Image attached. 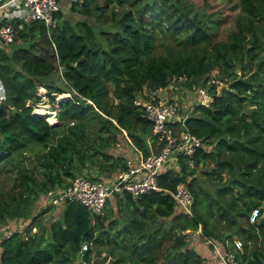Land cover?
<instances>
[{"label": "trees", "instance_id": "16d2710c", "mask_svg": "<svg viewBox=\"0 0 264 264\" xmlns=\"http://www.w3.org/2000/svg\"><path fill=\"white\" fill-rule=\"evenodd\" d=\"M228 1L76 0L70 6L82 18L65 17L63 6L50 27L4 19L16 34L0 41V168L15 166V155L30 148L40 165L18 167V188L0 200V264H75L76 255L90 260L93 247L80 250L85 241L110 255L95 264H205L182 233L199 224L201 236L216 238L224 249L232 248L233 236L242 239L238 264H264V218L249 219L264 201V0ZM210 75L222 80L219 93ZM180 79L190 88L208 84L214 93L186 119L210 144L195 153V165L180 156L179 170L159 175L161 190L140 198L113 194L114 203L108 198L93 216L76 200L48 202L49 189L76 175L105 178L124 166L127 144L143 155L155 150L152 124L136 99ZM37 83L56 104L54 122L50 111L26 103L39 97ZM62 92L69 95L57 100L54 94ZM210 158L217 179L202 188L197 166ZM180 180L193 193L192 215L175 209L171 191ZM38 202L42 209L31 214ZM54 207L60 216L47 235L46 225L33 229Z\"/></svg>", "mask_w": 264, "mask_h": 264}, {"label": "built area", "instance_id": "2783aa9c", "mask_svg": "<svg viewBox=\"0 0 264 264\" xmlns=\"http://www.w3.org/2000/svg\"><path fill=\"white\" fill-rule=\"evenodd\" d=\"M76 1V0H71ZM62 9L60 0H0V41L5 43L14 40L16 30L13 24L4 22V19H20V21L38 20L50 27L54 24L56 13ZM23 22H21L22 25ZM219 93L223 82L219 77H213ZM174 86V81L169 86ZM182 90L187 95L181 101L178 96H164L165 88L156 87L153 90L144 91L150 98L138 96L137 104L142 105L143 114L152 124V133L156 136L155 150L146 155L140 149L131 146V154L126 158V165L119 167L114 176L105 178H92L86 175H76L66 185H56L47 192L50 204L61 205L67 201L76 200L85 205L90 214L102 213L107 199L116 192H127L135 198H140L151 189L161 190L158 177L166 169L179 170L181 167L180 156L185 157L188 165H195V153L202 148H209L210 144L203 136L191 131L186 125L188 115L194 109L195 104H210L214 98L210 85H193L192 88L183 84ZM175 88H177L175 84ZM59 94V95H58ZM57 100L61 95L58 93ZM158 96V98H157ZM157 98V99H155ZM155 99V100H154ZM46 112V111H45ZM56 120V111L53 110ZM48 118V117H47ZM50 121L49 122H54ZM169 158L180 161L175 164L168 163ZM176 206L180 211L192 215L193 193L185 180H180L174 190L171 191ZM261 214L259 206L253 207L250 212V221H254ZM202 228L199 225L194 229H182L187 240L197 239ZM205 242L211 248L212 256H207L205 264H238L236 249L242 245L240 238L233 239V248L224 249L221 242L214 237H205ZM89 242L82 243L81 251L86 250ZM83 264H94L92 258L83 260Z\"/></svg>", "mask_w": 264, "mask_h": 264}, {"label": "rangeland", "instance_id": "374dc122", "mask_svg": "<svg viewBox=\"0 0 264 264\" xmlns=\"http://www.w3.org/2000/svg\"><path fill=\"white\" fill-rule=\"evenodd\" d=\"M60 1L62 2V0H60ZM78 1L80 2L81 0H78ZM210 1H212L214 3H220L221 6H223L226 3H228V4L231 3V1H228V0H210ZM66 4L67 5L63 8L64 9L63 15L65 17L70 18L72 20H76V19L82 18V16L78 12V9H72L71 8V6H70L71 0H67V3ZM104 20H108V18H105ZM231 20H232V13H229V14H227L226 22L224 23L225 27H229L231 25ZM20 22H27V21H20ZM220 34L221 35H224L225 34L224 33V29H222L220 31ZM240 70H241L240 67H238L236 69V72L239 73ZM216 76L210 75V78H209L208 82L211 81V79L213 77H216ZM109 84H110V88H111L112 87V83H109ZM175 84H176L177 88H175ZM183 86H184L183 85V80H181V79L180 80H177V82L174 83V86L173 85L172 86L171 85L169 86V84H168L167 86L164 87L165 88V91H164V94L165 95L164 96L169 97L171 95H175V96H178L179 98L185 97L187 95L186 94L187 91L186 90H182V87ZM35 90H36L35 93L36 94H39V97H35L34 95L29 96V97L26 98V103H32V104H34L35 105L34 111H37V112L42 113V114H45V111H50L51 117H54L53 110L55 109L54 107H55L56 104L54 102H52V101L49 100V97L46 94V87H44L40 83H37ZM0 92H2L1 85H0ZM65 93L67 94L68 92H65ZM60 94H62V93H60ZM54 95L56 96L57 94L55 93ZM48 117H50V116H48ZM120 144H122V143L120 142ZM119 147L120 146H116L115 147L116 152L120 150ZM36 156L37 155H36V150L35 149H33V148L26 149V150H24V152H23L22 155H19V154L15 155V158L13 160V161H15V164H14L15 166H13L11 163H8L6 167L4 166V167H1L0 168V200L3 199L5 196L14 193V189H17L18 188V187H16V188L14 187V182H15L16 175H17L16 174V170H17L18 167L22 166L23 164H27L30 167H33V166H36V165H40L39 164V161L36 159ZM17 157L18 158H21V161L20 162H17L16 161V160H18V159H16ZM209 160L210 161L206 162L205 164L204 163H201L199 166H197L196 177H197L198 184L202 188H205L207 186H210L212 184V182L217 179V175L212 174L210 172L211 171V167L213 166V163H212L213 161H212L211 158ZM177 162H180V161L176 160L175 158H169L168 159V163H170V164H175ZM87 168H88L87 165H85V166L83 165L82 166L83 171H86ZM91 175H94V174L91 173ZM111 202L114 203V201H112V200H111ZM35 204L31 208V214L37 213L43 207V206H40L42 204H40L39 202L36 205ZM260 207H261V214L254 221H252V222H255L258 219L264 218V201L262 202V204L260 205ZM53 209L54 208L47 210L43 214V216H41V223L40 224H44L43 223V219L45 221L46 219L47 220L49 219L50 215L54 216L55 210L53 211ZM115 209H116V206H115ZM123 212H124V208H123ZM18 224H19L20 227H22L21 230H25L26 229L27 224L25 225V220H24L23 223H22V220H21L20 222H18ZM10 225H11V223H10ZM220 225H222L221 226L222 228L224 227L223 226V220H221ZM16 226H17V224L11 225L12 228H15ZM41 227L38 224L35 229H38V228H41ZM44 231L47 232V228H45ZM233 237L234 238H238L237 236H233ZM197 240H203V238L201 237V235H200V237L198 236V238L196 239V241ZM204 244L206 245L207 243H205V241H204ZM92 247H93L92 261L95 264L96 261L97 262L98 261H101L102 252L105 251L107 253V250L106 249H102L101 252H99V248L94 243L92 244ZM202 247L203 246H201L199 248V250H202L203 249Z\"/></svg>", "mask_w": 264, "mask_h": 264}, {"label": "crops", "instance_id": "0c3cea01", "mask_svg": "<svg viewBox=\"0 0 264 264\" xmlns=\"http://www.w3.org/2000/svg\"><path fill=\"white\" fill-rule=\"evenodd\" d=\"M67 0H62V2H61V4H62V8H63V6L65 7L67 4ZM155 144H156V142H155ZM116 145H118V144H116ZM127 146H128V148H127ZM127 146H126V148L127 149H125L126 150V153H125V155H126V157L125 158H127L130 154H131V151H130V147L132 146L131 144H127ZM156 147H157V145H156ZM120 148V147H119ZM151 151V150H150ZM126 165V164H125ZM124 165V166H125ZM122 167V166H121ZM92 172H95V170L94 169H92ZM116 173H115V171H113V173L112 174H110V175H108V176H106V177H110L111 175L112 176H114ZM189 178V177H188ZM186 181V180H185ZM188 185V184H187ZM127 192H123V193H119V192H116V193H113V194H119V195H124V194H126ZM111 195L110 197H109V199H111L112 201H114L115 200V197H114V195ZM128 194V193H127ZM133 197V196H132ZM133 198H135V197H133ZM176 203V202H175ZM62 208V207H61ZM52 209V208H51ZM175 209H176V211H180L181 210V208L180 207H178V205L176 206L175 205ZM49 210V209H48ZM55 210V214H54V216H52V215H50V217H49V219L47 220H45L44 221V219H43V223L44 224H39V226L41 227L42 225L44 226V225H46V228H47V232H48V228H49V226H50V224H51V222L53 221V220H55L56 218H58L59 217V211L61 210L60 208H58V207H54V209H53V211ZM52 212V211H51ZM181 212V211H180ZM52 216V217H51ZM250 219V218H249ZM200 225V224H199ZM198 225V226H199ZM42 226V227H43ZM197 226V227H198ZM201 226V225H200ZM36 227H33V229H35ZM195 230V229H194ZM47 232L45 233L46 235H47ZM200 233H199V237H200ZM202 237V236H201ZM185 238V237H184ZM203 238V240H197L196 241V239H194V240H188L191 244H192V246L204 257V260H205V258L207 257V256H212V251H211V248L206 244H204V241H205V238L204 237H202ZM233 239H234V237H233ZM206 243V242H205ZM234 244V243H233ZM89 245L90 246H92V242H90L89 243ZM201 246H203L202 248V250H199V248L201 247ZM232 248H233V246H232ZM231 248V249H232ZM105 254H104V253ZM102 252V257L104 256V257H106L105 259H104V263H107L108 261H109V258H110V255H108L105 251H103ZM109 256V257H108ZM91 258H92V256H91Z\"/></svg>", "mask_w": 264, "mask_h": 264}, {"label": "water", "instance_id": "95a60500", "mask_svg": "<svg viewBox=\"0 0 264 264\" xmlns=\"http://www.w3.org/2000/svg\"><path fill=\"white\" fill-rule=\"evenodd\" d=\"M64 96L65 95L63 94V95L60 96V98L64 97ZM73 261H74L75 264H83V258L80 255H76V257L73 259Z\"/></svg>", "mask_w": 264, "mask_h": 264}, {"label": "bare ground", "instance_id": "6f19581e", "mask_svg": "<svg viewBox=\"0 0 264 264\" xmlns=\"http://www.w3.org/2000/svg\"><path fill=\"white\" fill-rule=\"evenodd\" d=\"M50 117H48V119L50 120V121H52V120H54L55 118L54 117H51V115H49Z\"/></svg>", "mask_w": 264, "mask_h": 264}]
</instances>
